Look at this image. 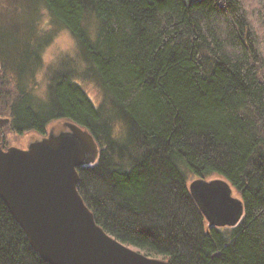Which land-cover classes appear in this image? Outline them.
<instances>
[{"label": "trees", "instance_id": "16d2710c", "mask_svg": "<svg viewBox=\"0 0 264 264\" xmlns=\"http://www.w3.org/2000/svg\"><path fill=\"white\" fill-rule=\"evenodd\" d=\"M5 1L0 117L34 140L59 119L87 130L98 157L77 166L76 189L94 221L167 264H264V0H19L26 18L14 32L16 0ZM44 14L70 33L83 67L63 61L37 99L23 84L34 90L42 46L32 60L17 51L22 30L33 45ZM10 49L25 69L8 90ZM77 77L98 86V105ZM185 170L192 181L217 174L238 191L244 210L228 231L209 224ZM0 264H51L1 195Z\"/></svg>", "mask_w": 264, "mask_h": 264}, {"label": "water", "instance_id": "95a60500", "mask_svg": "<svg viewBox=\"0 0 264 264\" xmlns=\"http://www.w3.org/2000/svg\"><path fill=\"white\" fill-rule=\"evenodd\" d=\"M196 1L184 0L187 6ZM7 123L0 117V127ZM54 134L25 148L0 146V195L40 256L51 264H167L121 243L94 221L76 189V167L93 158H82L84 145L94 156L98 152L91 135L76 124ZM189 190L210 224H235L243 212L242 199L231 196L226 182L204 180Z\"/></svg>", "mask_w": 264, "mask_h": 264}, {"label": "rangeland", "instance_id": "374dc122", "mask_svg": "<svg viewBox=\"0 0 264 264\" xmlns=\"http://www.w3.org/2000/svg\"><path fill=\"white\" fill-rule=\"evenodd\" d=\"M0 2H2V4L5 6L7 5L6 3L8 1L0 0ZM20 2L21 1L19 0L14 1L13 4H14L15 9H12V8L10 9L9 16H8V22H9L8 31L9 32H14V30L16 29V23L26 18V16L20 13L16 14V8ZM7 15H8V11H7ZM40 27L41 28L39 29V32L36 34L34 38L35 42L33 41L34 42L33 45H30V46H27L24 43L25 42L24 39H26V36H25L26 33H24V30H22L23 32L20 33L19 38L22 40L21 43L24 45L21 46L20 48L18 47V51H17V52H22V56L20 58H22L23 60H26L28 56H30L32 60L33 59L32 53L38 49L39 45L42 46V65L41 66L39 65L38 70L32 73V76H34L33 80L35 83L34 90H32L30 85H28L30 82L29 79L25 80L26 82L23 84L25 86V89H27L28 92L31 93L32 91H34L35 96L37 95V99H40L38 95L40 97L45 96L46 91H47V86L49 83L48 76L51 74V71L59 68V66L61 65L63 61L76 64V66L78 64L80 67H83L82 62L79 59H77L75 42L72 36L70 35V33H68L66 29L58 28L55 24L52 23V21H50L49 17L46 14L43 15V19H42V23ZM2 32H5V29H2ZM51 36H52V39L50 40L49 37ZM10 55H11V58L8 57L7 61L4 63L5 67L3 68V70H5L4 72H6V76L4 77V82H2L3 84H5L4 86L8 90L9 89L11 90V86L16 85L17 82H18L17 84L21 83L20 76L22 74L21 75L17 74V71L20 69H25V68H22L23 66H20V65L14 67L13 63H17L19 59L16 58V60H14L15 52L13 50L10 52ZM6 57L7 55H4V58ZM31 63L32 62L29 61L27 64H25V62L22 61V65H25L27 68L29 67ZM76 80L85 90V92L87 93V95L89 96L93 104L95 106L98 105L101 100V95H102L98 86L91 80L84 78V77H77ZM36 85H37V89H36ZM23 93L24 91L21 92V94ZM7 124L4 126H1V128L2 127L7 128ZM118 125L119 124L117 123V126ZM8 129L9 128L6 129V134H7L6 137L8 139L9 145H11V143L9 142V139H11L12 146H16L19 148H22L27 144L26 142L31 136L30 134H27L24 136H18V135L15 136L14 131L12 133L11 131H9L10 129L9 130ZM118 130L119 131L121 130L120 125L118 126ZM0 135L2 134L0 133ZM94 159L95 158H92V160ZM185 171L187 173V177L190 178V173H188L187 170ZM206 179H214L217 181L224 180L221 176L217 174H215V176L212 175ZM192 182H193L192 178H190L189 183H188V188L192 187V184H191ZM230 189H231L232 197L240 198V195L236 189H234L233 187H230ZM221 227H224L225 231H228L230 228L229 225H221Z\"/></svg>", "mask_w": 264, "mask_h": 264}, {"label": "flooded vegetation", "instance_id": "af4514ba", "mask_svg": "<svg viewBox=\"0 0 264 264\" xmlns=\"http://www.w3.org/2000/svg\"><path fill=\"white\" fill-rule=\"evenodd\" d=\"M70 124H67L65 121H57L56 123H54L52 126H51V129H53V131H61L65 128H68ZM72 127V125H70ZM58 132V133H59ZM82 152H84V154L82 155V158L83 159H86V158H90L92 156H94V153L92 151V148L90 147L89 144H85L84 145V148L82 149Z\"/></svg>", "mask_w": 264, "mask_h": 264}]
</instances>
